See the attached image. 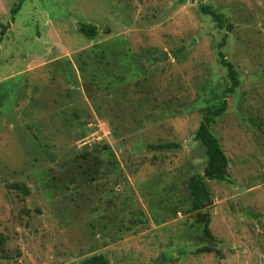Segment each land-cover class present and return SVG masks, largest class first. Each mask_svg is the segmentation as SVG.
Instances as JSON below:
<instances>
[{"label":"rangeland","instance_id":"374dc122","mask_svg":"<svg viewBox=\"0 0 264 264\" xmlns=\"http://www.w3.org/2000/svg\"><path fill=\"white\" fill-rule=\"evenodd\" d=\"M219 52L239 81L225 99ZM223 99L212 243L187 182L206 165L202 114ZM93 255L264 264V0H0V264Z\"/></svg>","mask_w":264,"mask_h":264},{"label":"trees","instance_id":"16d2710c","mask_svg":"<svg viewBox=\"0 0 264 264\" xmlns=\"http://www.w3.org/2000/svg\"><path fill=\"white\" fill-rule=\"evenodd\" d=\"M17 9L18 6L12 10V13L15 14ZM200 12L205 15H210L218 28L227 27L228 30L231 28L230 26H226L224 15L214 11L209 6L201 4ZM78 31L88 39H93L97 34V28L90 24H80ZM222 46L223 43L219 45V47ZM218 57L220 65L226 68L230 83L225 90V99L228 94H232L235 89L238 88L239 81L233 65L226 61L221 52L218 53ZM224 99L219 106L208 107L202 114L199 126L194 133V138L204 148L206 165L201 174L192 175L187 182V187L192 197L191 212L202 213L204 216L202 236L205 238V240L212 243H214V239L211 235L208 225L209 209L213 205V200L212 195L206 185V181L222 182L227 179L228 159L220 145V141L212 131V127L216 123V119L219 118L226 110ZM169 147L170 146L168 145L162 146V148ZM14 188L19 191L21 190V192L24 194L29 193L28 189L23 186H14ZM213 251L214 249L212 246H204L197 250V253H211ZM81 264H108V262L102 255H93L83 260Z\"/></svg>","mask_w":264,"mask_h":264}]
</instances>
